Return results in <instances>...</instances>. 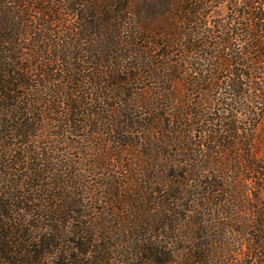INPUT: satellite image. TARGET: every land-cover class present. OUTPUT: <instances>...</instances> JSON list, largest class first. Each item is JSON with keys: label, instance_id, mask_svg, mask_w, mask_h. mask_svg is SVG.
Listing matches in <instances>:
<instances>
[{"label": "trees", "instance_id": "obj_1", "mask_svg": "<svg viewBox=\"0 0 264 264\" xmlns=\"http://www.w3.org/2000/svg\"><path fill=\"white\" fill-rule=\"evenodd\" d=\"M264 0H0V264H264Z\"/></svg>", "mask_w": 264, "mask_h": 264}, {"label": "rangeland", "instance_id": "obj_2", "mask_svg": "<svg viewBox=\"0 0 264 264\" xmlns=\"http://www.w3.org/2000/svg\"><path fill=\"white\" fill-rule=\"evenodd\" d=\"M260 153H263L264 152V141L262 142V144L260 145Z\"/></svg>", "mask_w": 264, "mask_h": 264}]
</instances>
